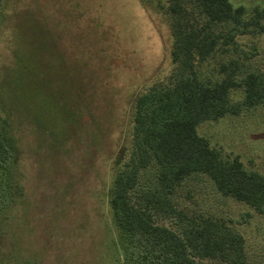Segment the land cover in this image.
I'll use <instances>...</instances> for the list:
<instances>
[{
	"label": "rangeland",
	"instance_id": "1",
	"mask_svg": "<svg viewBox=\"0 0 264 264\" xmlns=\"http://www.w3.org/2000/svg\"><path fill=\"white\" fill-rule=\"evenodd\" d=\"M144 1H0V130L18 150L25 192L5 224L10 252L0 264H124L108 205L113 159L130 145L135 97L176 72L170 2ZM229 1L257 23L243 33L216 27L220 41L228 33L233 40L196 62L204 82L220 79L231 60L238 76L264 73V0ZM240 95L237 88L232 99ZM197 132L223 156L238 155L247 170L264 174V104L200 122ZM0 161L2 210L7 167ZM152 178L141 170L131 198ZM176 198L190 212L223 219L244 236L248 262L264 264L261 214L218 194L203 175L179 187Z\"/></svg>",
	"mask_w": 264,
	"mask_h": 264
},
{
	"label": "trees",
	"instance_id": "2",
	"mask_svg": "<svg viewBox=\"0 0 264 264\" xmlns=\"http://www.w3.org/2000/svg\"><path fill=\"white\" fill-rule=\"evenodd\" d=\"M169 2L175 75L135 97L130 145L121 146L113 159L108 205L124 264H199L202 259L250 264L240 232L221 218L188 211L176 197L179 187L203 175L218 194L245 203L264 219V174L247 170L238 155L223 156L197 132L200 122L264 104V73L238 76L239 65L231 60L221 66L220 79L204 82L195 69L219 43L233 40V33H228L220 41L217 26L229 25L243 33L257 19H244L243 8L229 0ZM237 88L241 95L232 99ZM17 151L11 136L0 130V160L7 167L1 180L5 204L0 210V260L10 252L5 224L25 193ZM146 169L153 178L132 199L140 171ZM155 216L171 220L174 227L155 222ZM149 253L155 262L148 259Z\"/></svg>",
	"mask_w": 264,
	"mask_h": 264
}]
</instances>
